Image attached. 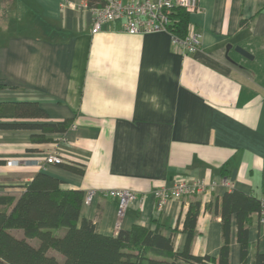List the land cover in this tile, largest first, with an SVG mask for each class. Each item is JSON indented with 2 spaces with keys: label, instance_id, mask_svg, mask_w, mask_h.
<instances>
[{
  "label": "crops",
  "instance_id": "crops-1",
  "mask_svg": "<svg viewBox=\"0 0 264 264\" xmlns=\"http://www.w3.org/2000/svg\"><path fill=\"white\" fill-rule=\"evenodd\" d=\"M80 1L0 0V103L36 101L43 120L73 118L61 143L59 133L32 142V131L0 130V194L19 196L42 171L62 189L82 190L80 217L98 232L158 228L176 251L189 205L199 201L189 251L216 257L222 228L214 202L231 189L264 195V0H197L189 21L199 45L185 54L168 31L129 34L112 21L92 33ZM57 146L70 166L6 164ZM178 179H199L206 190L158 209L152 190ZM109 189L138 199L119 217ZM235 231L232 223V264L240 261ZM256 251L264 252V230L253 213L248 264Z\"/></svg>",
  "mask_w": 264,
  "mask_h": 264
},
{
  "label": "trees",
  "instance_id": "trees-1",
  "mask_svg": "<svg viewBox=\"0 0 264 264\" xmlns=\"http://www.w3.org/2000/svg\"><path fill=\"white\" fill-rule=\"evenodd\" d=\"M84 1L88 7L103 4L102 0ZM170 19L171 36L185 38L189 12L176 7ZM46 117L36 101L0 103V130L32 131V142H49L47 134H62L73 124V118L51 122L43 120ZM57 164L70 166L65 161ZM60 183L58 178L38 171L19 196L0 194V264H232L228 242L232 223L240 244L238 264H248L250 217L259 211L260 204L253 195L231 189L214 202V212L221 217L222 243L213 257L189 251L199 201L189 205L183 224L185 244L176 251L171 238L158 228L134 224L115 235L98 232L92 220L80 217L82 190L62 189ZM250 264H264V252L256 251Z\"/></svg>",
  "mask_w": 264,
  "mask_h": 264
},
{
  "label": "built area",
  "instance_id": "built-area-1",
  "mask_svg": "<svg viewBox=\"0 0 264 264\" xmlns=\"http://www.w3.org/2000/svg\"><path fill=\"white\" fill-rule=\"evenodd\" d=\"M102 2V5L92 7H88L84 0H81L78 4V8H88L92 13V33H96L103 24L112 21L119 22V30L129 34L168 31V27L171 24L170 15L176 7H184L189 14L198 7L197 0H130L128 2L102 0ZM172 40L181 48L184 54L190 53L198 48L199 33L189 21L185 38L178 39L172 36ZM65 140L64 133H62L57 143L65 142ZM58 150V146L52 147L47 149L40 157L21 160L10 159L7 160L6 164L16 166L22 163L43 168L46 164H56L65 161ZM224 184L230 185L227 181H224ZM205 190L206 184L199 179H178L170 187L161 186L154 188L152 193L156 199L157 208L162 209L171 200H180L186 196L200 194ZM105 194L117 200L119 217L122 216L125 208L130 203L138 199V194L129 189H109L105 191ZM92 195L93 190H87L84 195V202H90ZM259 203L257 221L259 227L264 230V195L260 198Z\"/></svg>",
  "mask_w": 264,
  "mask_h": 264
},
{
  "label": "water",
  "instance_id": "water-1",
  "mask_svg": "<svg viewBox=\"0 0 264 264\" xmlns=\"http://www.w3.org/2000/svg\"><path fill=\"white\" fill-rule=\"evenodd\" d=\"M227 48H229V46H227ZM237 52H239L240 54L246 56V57H249L251 58V55L245 50L243 49L242 47H239V46H235L234 48Z\"/></svg>",
  "mask_w": 264,
  "mask_h": 264
},
{
  "label": "rangeland",
  "instance_id": "rangeland-1",
  "mask_svg": "<svg viewBox=\"0 0 264 264\" xmlns=\"http://www.w3.org/2000/svg\"><path fill=\"white\" fill-rule=\"evenodd\" d=\"M57 233H61V231H58ZM33 241H34V243H35L36 239H33ZM54 254H55L58 258H61L59 254H57V253H54Z\"/></svg>",
  "mask_w": 264,
  "mask_h": 264
}]
</instances>
